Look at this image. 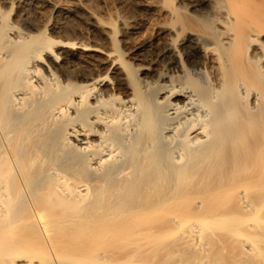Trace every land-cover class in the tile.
<instances>
[{"label": "bare ground", "instance_id": "1", "mask_svg": "<svg viewBox=\"0 0 264 264\" xmlns=\"http://www.w3.org/2000/svg\"><path fill=\"white\" fill-rule=\"evenodd\" d=\"M145 1L0 0V264H264V0Z\"/></svg>", "mask_w": 264, "mask_h": 264}, {"label": "rangeland", "instance_id": "2", "mask_svg": "<svg viewBox=\"0 0 264 264\" xmlns=\"http://www.w3.org/2000/svg\"><path fill=\"white\" fill-rule=\"evenodd\" d=\"M52 1L54 2L56 1V3H58L61 6L63 5V7L64 6L72 7L75 9L72 15L69 16L68 18H64V16L62 15L56 17L60 25L65 23L62 28L68 29L69 32L83 29V31L88 32L89 35H91V37L99 38L100 36L99 32L96 29L92 28L91 26H88L90 24H89V20H87L88 19L87 16H85L87 15L86 11H91L96 13L98 17H100L101 19L107 22H116L119 17H123L133 21L136 24V26H138L139 28L138 32L133 35V38L137 42V44L144 50H148L147 45L145 43V39L146 37H148V35L155 32L154 29L155 24L157 22L164 21L167 17V12L164 10L161 11L158 9L148 8V6H146L147 1L145 0H52ZM185 3L186 1L184 2V4ZM77 4H79V6ZM49 10L52 11L51 7L47 8L45 10L46 11L45 13H49L50 12ZM28 12L29 14L31 13L30 14L31 16L35 15L32 9H30Z\"/></svg>", "mask_w": 264, "mask_h": 264}]
</instances>
